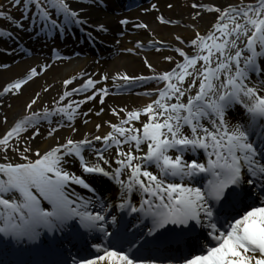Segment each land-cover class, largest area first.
I'll return each instance as SVG.
<instances>
[{"label":"snow or ice","instance_id":"snow-or-ice-1","mask_svg":"<svg viewBox=\"0 0 264 264\" xmlns=\"http://www.w3.org/2000/svg\"><path fill=\"white\" fill-rule=\"evenodd\" d=\"M11 2L21 17L0 10V18L19 28L27 20L43 35L59 36L87 22L83 0ZM191 6L201 10L196 17L208 12L213 19L204 32L193 26L187 41L175 37L187 50L172 48L180 59L163 57L174 62L170 69H153L148 76H89L67 89L77 78L70 77L55 107L32 110L36 93L25 114L0 136L5 244H35L42 233H59L70 247L54 264H264V0L224 5L194 0ZM96 30L107 29L97 24ZM12 35L0 31V38ZM144 64L152 69L147 59ZM36 75L35 67L29 69L3 86L0 96L19 92ZM108 79L162 86L144 88L149 99L140 107L109 106L118 122L104 121L110 127L105 135H67L61 142L54 134L65 121L77 133L75 120L93 111L82 105L104 103L108 90L97 85ZM82 93L87 94L72 98ZM43 122L49 125L45 135L54 140L45 149L32 146ZM96 175L114 182L111 198L94 186Z\"/></svg>","mask_w":264,"mask_h":264},{"label":"bare ground","instance_id":"bare-ground-1","mask_svg":"<svg viewBox=\"0 0 264 264\" xmlns=\"http://www.w3.org/2000/svg\"><path fill=\"white\" fill-rule=\"evenodd\" d=\"M87 1V4H86ZM91 1V2H90ZM125 1V0H124ZM123 0H99V3L103 6L102 8H98L97 3H94L93 0H83V15L85 16L86 23L83 25H75L81 35H84L82 39L87 40L86 34L97 33L96 25L104 24L106 31H102L97 33L101 35L104 33L102 39L106 44H100L103 46L101 48L99 45L95 48L98 52L99 50L104 52L106 49L108 50V56L102 58V56H97L96 51L91 52L89 50V54L83 55L82 58L70 60L69 62H60L58 64L52 65V69L47 72L44 76L37 78L34 82L27 84L24 86V90L30 87H40L39 85H44V87L48 85H53V89L61 90L65 89L63 85V81L65 79H69L70 77L76 76L77 78L73 80V82L67 85V89H71L72 87L83 82L84 79L91 76L93 79H98L101 74H108L109 77L116 73H127L128 75H144L149 68L144 64V60L147 59L148 62L154 67L160 65L164 70L170 69L172 64L164 63L163 57L167 55L164 51L160 53H140V51L150 45L151 43L156 44H166L167 46H171V48L180 46L185 47L186 45H181L179 41L175 39L177 35H179L183 40L187 41L194 36V27L197 26L201 32H204L206 27L208 26V22L213 19V15L208 12H202L200 17H196V12L198 9H194L192 7H184L180 8L178 4L174 3V7H162L160 4L159 13L152 19L149 18L147 13L141 14L139 11H131L130 13L123 14L124 17H127L134 22V26L128 24L126 28L119 23L122 17L118 15H122L117 11V6H121ZM194 0H191L189 3H193ZM196 3H214L217 5H224L226 3H234L236 0H195ZM92 4V5H90ZM73 5H75V0H73ZM90 7H86V6ZM201 11V10H200ZM122 15V16H123ZM157 16H162L165 19H170L174 22L173 26H161L159 25L156 19ZM138 23H144L147 25V28L144 31H136L135 25ZM81 26V27H80ZM74 26H72L73 28ZM85 31H82V30ZM87 29V30H86ZM79 31H74L76 34ZM124 33V34H123ZM120 35V36H119ZM140 41L143 45L142 47H137L136 42ZM151 41V43H149ZM111 47V48H110ZM126 49H133V51L129 52ZM114 50V51H112ZM187 50V49H186ZM73 52H79L77 49H73ZM47 57V56H46ZM7 62H12L14 59H7ZM2 62V63H5ZM50 61V58H36L30 60L19 61L16 65L12 66L9 70L0 71V90H2L3 86L7 83L15 80L18 77L23 76L28 72L29 69L34 66H40V64H47ZM116 84L124 85L122 81H112L108 79L106 81L101 82L100 87H106L112 90H115ZM72 85V86H70ZM70 86V87H69ZM42 88V87H41ZM145 88H151L150 86ZM40 90V89H39ZM144 88L139 92L131 94L126 97H114L109 98L107 100V105L104 107V111L98 115V117H94L82 127V130H79L77 133H74V138L79 139L83 136L84 133H89L91 135H105L110 127L108 124H105L104 121H110L115 123L118 121L117 116L113 115L110 111L109 106L114 108L126 107L127 105H131L134 107H140L143 104L148 102V97L142 95ZM1 97V96H0ZM49 94H47L44 98H37L36 104L33 105L32 110H36L38 102L43 98V100L48 99ZM154 98V97H153ZM29 100L25 104L14 103L11 106L12 115L9 116V122L5 126L8 129L11 124L14 122L16 118L24 115L26 112L25 105L31 100ZM1 102V101H0ZM82 107V106H81ZM130 107L129 109H131ZM3 108L0 107V122H2L4 118ZM123 115V113H121ZM96 124H100V130L95 127ZM105 125V126H104ZM4 127V128H5ZM66 134H72L71 131L66 132ZM90 138V137H89ZM54 143L53 138L43 139L37 142V145L41 149H45Z\"/></svg>","mask_w":264,"mask_h":264},{"label":"rangeland","instance_id":"rangeland-1","mask_svg":"<svg viewBox=\"0 0 264 264\" xmlns=\"http://www.w3.org/2000/svg\"><path fill=\"white\" fill-rule=\"evenodd\" d=\"M190 1L191 0H162L158 4V7H159L160 4L163 5L162 7H165V6L169 7V5H171V7H174V3H176V4H178V6L180 8H184V7L187 8V7L190 6V4L188 3ZM0 10L5 11V13L11 14L14 18H20L21 17V10H20V8L16 7L14 3L12 4L11 0H0ZM18 15H20V16L18 17ZM152 15H150V16H152ZM25 22L26 21L23 20V24L24 25H25ZM5 27L8 28V29H10V28H14L15 26L12 25L10 22H8L5 18H0V28H5ZM164 63L169 64V63H172V62L164 61ZM161 71H163L161 68L155 67V72H161ZM152 74H153V70H151V71L148 70L146 72V75H152ZM39 89L41 90V92H42L43 95H46V94H48L51 91L50 90L51 89V86H49V87H44L43 86L42 88H41V86L39 88L38 87H33V88L30 87L29 89L26 88L25 90H24V88H22L19 92L10 95L9 96V99L7 100V102L4 103L6 105L2 109V110H5L4 111V118H5L4 120H6V121L9 122V116L12 115L11 106L14 105V103H17L18 102V103H20L22 105L25 104L29 100V98L36 97V92H38L37 90H39ZM36 100H37V98H36ZM52 102H53V100H49L47 102L45 101V102H43L41 104L42 106L40 105L41 107L40 106L38 107V109L42 110V108H43L44 105L52 106V104H53ZM4 120L2 122H4ZM2 122H0V136H3L4 135V133L6 131V127L5 126L7 125V124H3ZM77 124L79 125L80 123H77ZM29 131H31V130H29ZM62 131H64V130H62ZM23 135H28V133H25ZM41 136H46L45 135V132L44 133H41ZM39 137H37V138H35V139L32 140V146L33 147H38L37 141L40 140ZM9 156H12V153H9Z\"/></svg>","mask_w":264,"mask_h":264}]
</instances>
